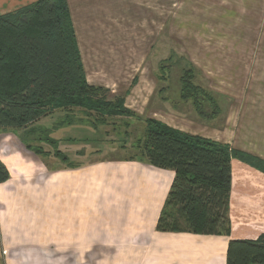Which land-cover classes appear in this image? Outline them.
Instances as JSON below:
<instances>
[{
    "label": "crops",
    "instance_id": "obj_1",
    "mask_svg": "<svg viewBox=\"0 0 264 264\" xmlns=\"http://www.w3.org/2000/svg\"><path fill=\"white\" fill-rule=\"evenodd\" d=\"M35 1L0 0V15ZM67 1L87 82L124 95L125 105L143 119L194 135V125L176 119L202 124L169 107L159 88L151 54L164 37L205 76L208 90L216 86L213 71L248 70L227 105L225 126L206 122L207 133L199 135L264 160V0ZM229 83L225 77L220 85L225 90ZM48 117L32 132L0 133V160L10 173L0 182V264H227L232 238H256L264 230V173L247 164L232 162L227 217L254 234L235 236L233 226L229 236L159 231L175 172L142 157L63 162L25 153L23 139L50 130ZM72 124L79 129L91 122L56 129ZM100 127L111 149L106 125ZM238 183L246 188L238 190Z\"/></svg>",
    "mask_w": 264,
    "mask_h": 264
},
{
    "label": "trees",
    "instance_id": "obj_2",
    "mask_svg": "<svg viewBox=\"0 0 264 264\" xmlns=\"http://www.w3.org/2000/svg\"><path fill=\"white\" fill-rule=\"evenodd\" d=\"M194 79L193 69L180 76L182 97L193 98L196 104L206 89ZM110 92L87 82L67 0H37L0 15V132L28 128L32 132L41 118L72 107H82L87 116L99 113L101 118L91 123L95 127L107 124L106 116L139 117L125 105L124 95L109 100ZM144 120L145 135L137 144L140 155L131 158L142 157L154 167L175 172L157 230L229 236L232 161L240 159L264 172V160L161 120ZM54 156L63 162L69 159L61 150ZM9 176L0 160V182ZM172 205H177L185 227L168 212ZM227 264H264V230L256 238H232Z\"/></svg>",
    "mask_w": 264,
    "mask_h": 264
},
{
    "label": "rangeland",
    "instance_id": "obj_3",
    "mask_svg": "<svg viewBox=\"0 0 264 264\" xmlns=\"http://www.w3.org/2000/svg\"><path fill=\"white\" fill-rule=\"evenodd\" d=\"M231 56L233 55H221L220 61L224 60L223 57L226 58V60H229V57ZM151 61L153 62V70L155 75L157 78L160 77L158 79L159 88H163L166 92L164 95L167 96L166 102L168 106L177 107L178 109L182 110L186 116L199 117V120L202 121V124L198 126V124H193V122L188 119L184 120L180 118L176 119L177 121H181L188 125H194V127L197 128L194 130H197L196 132L198 135H204V133H207V126H205L207 124L206 122H215L210 126L213 125L219 130L225 126V118L228 111L227 105L231 103L233 94H236L235 90L240 92L239 79H244L243 77L239 78L241 77V72L248 74V70L213 71L212 76L215 75L214 78L216 86L214 88H209L211 90H208L207 79L205 76L202 75L198 69L196 70L193 68V65L189 61L187 55L181 53L180 50L175 46L174 40L169 37H164L161 39V43L151 54ZM163 65L165 66L164 68H162ZM189 69H193L195 72L194 80L196 85H198L200 88L202 87L203 89H206V92L200 93L199 98H197L198 102L196 104H194L193 98L182 97V93L184 92L183 85L180 82V76L182 72H185ZM225 77L230 83L228 84V87L223 90L224 88L222 84L220 85V82L224 81ZM186 92L188 93V91ZM119 95V93L110 92L108 94V99L115 100V98L119 97ZM180 97L183 100H181ZM218 102L221 104L223 109L220 108ZM161 105L163 106L164 103L161 102ZM86 114L88 113H86L82 107H72L70 111L64 109H58L54 111L52 114L48 115L49 117L47 116L48 118L45 119V123H47L50 128V130H46L47 134L35 133L33 135L34 138L32 139H26V137L23 139L24 152L44 158V155L52 157L54 156L56 150H61L68 156L69 161L74 160L76 157L78 158L76 160H83V158L90 160L92 158L99 157L100 155L104 156L105 158H117L123 156L131 158L140 155L137 145L138 139L144 137L145 135V120L142 117L125 118L123 116H106V119L108 120V123L105 124V129H107L108 133L106 138L113 142L111 149H109V142H106L105 140L102 141V139L105 138L104 133H102V135L99 134L100 129H103V127L99 126V129L96 130V128H93L92 124H87V128L80 127L78 129V126L72 124L68 129H56L60 123L65 124L67 122V124H70L71 121H76L79 119L96 123V120L98 121V119L101 118L99 113L89 112L90 116H87ZM54 129H56V132L53 131ZM52 131L53 133L50 135V132ZM47 136L50 141L47 139ZM22 137L24 138V136ZM28 144H31V147H28ZM228 145L236 149L232 144ZM39 149L41 152L38 151ZM98 150H101L102 152H98ZM87 151L89 154L84 156ZM90 153H94V155H90ZM234 160L247 164L240 159ZM247 165L253 169H256L249 164ZM234 171L236 172V168H234ZM237 186L238 190L241 191L244 183H238ZM244 188H246V186H244ZM168 212L175 214V218L178 219V223L181 227L186 226L184 217L180 214H177V205L170 206L168 208ZM230 223L231 227H235L233 229V234L235 236H250L248 232H250V234H254V231L251 230L237 229V225H241L240 223L235 224L231 221V219Z\"/></svg>",
    "mask_w": 264,
    "mask_h": 264
}]
</instances>
